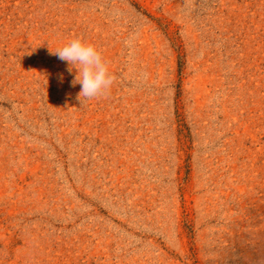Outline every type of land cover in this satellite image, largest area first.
I'll return each instance as SVG.
<instances>
[{
  "label": "rangeland",
  "instance_id": "obj_1",
  "mask_svg": "<svg viewBox=\"0 0 264 264\" xmlns=\"http://www.w3.org/2000/svg\"><path fill=\"white\" fill-rule=\"evenodd\" d=\"M0 264H264V0H0Z\"/></svg>",
  "mask_w": 264,
  "mask_h": 264
},
{
  "label": "clouds",
  "instance_id": "obj_2",
  "mask_svg": "<svg viewBox=\"0 0 264 264\" xmlns=\"http://www.w3.org/2000/svg\"><path fill=\"white\" fill-rule=\"evenodd\" d=\"M50 52L67 61L68 71L75 73L71 84H80L77 95L82 103L84 99L105 94L111 87L114 77L94 44L74 37L55 50L50 47Z\"/></svg>",
  "mask_w": 264,
  "mask_h": 264
}]
</instances>
